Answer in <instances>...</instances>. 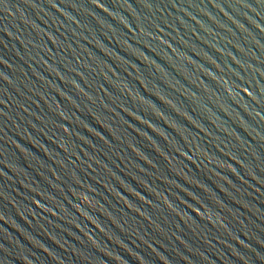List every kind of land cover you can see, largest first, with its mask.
I'll use <instances>...</instances> for the list:
<instances>
[{"label":"water","instance_id":"95a60500","mask_svg":"<svg viewBox=\"0 0 264 264\" xmlns=\"http://www.w3.org/2000/svg\"><path fill=\"white\" fill-rule=\"evenodd\" d=\"M0 264H264V0H0Z\"/></svg>","mask_w":264,"mask_h":264}]
</instances>
